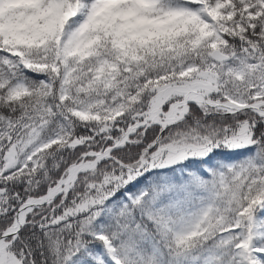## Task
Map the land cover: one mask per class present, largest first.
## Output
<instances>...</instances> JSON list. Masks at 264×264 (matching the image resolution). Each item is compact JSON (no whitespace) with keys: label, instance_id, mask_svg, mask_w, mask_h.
I'll list each match as a JSON object with an SVG mask.
<instances>
[{"label":"snow or ice","instance_id":"snow-or-ice-1","mask_svg":"<svg viewBox=\"0 0 264 264\" xmlns=\"http://www.w3.org/2000/svg\"><path fill=\"white\" fill-rule=\"evenodd\" d=\"M0 264H264V0H0Z\"/></svg>","mask_w":264,"mask_h":264}]
</instances>
